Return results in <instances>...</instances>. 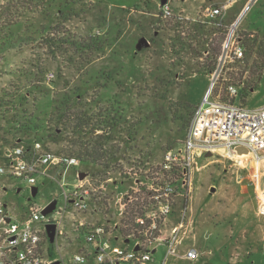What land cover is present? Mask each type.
I'll return each mask as SVG.
<instances>
[{"label": "rangeland", "instance_id": "374dc122", "mask_svg": "<svg viewBox=\"0 0 264 264\" xmlns=\"http://www.w3.org/2000/svg\"><path fill=\"white\" fill-rule=\"evenodd\" d=\"M245 1L231 5L227 22L238 18ZM223 2L172 0L165 17L161 0H0V160L8 149L36 140L79 160L67 170L49 165L37 173L34 197L25 180L0 176V201L17 215L28 204L53 203L50 213H56L64 205L60 182L72 189L87 178L86 188L94 192L103 182L126 190L134 173L150 172L167 150L180 145L209 88L212 66L218 71L213 94L230 99L225 88L233 84L242 103L245 96L250 106L264 103V0L248 6L233 26L244 50L240 59L223 54L229 28H217L205 17L207 7ZM91 38L103 44L101 51L71 42ZM216 47L220 55L214 60ZM64 94L71 110L88 116L85 131L62 124L56 131L57 121L48 122L46 130ZM55 132V138L47 137ZM85 149L103 153L98 162L108 167L96 168L82 154ZM249 156L203 155L193 164L191 199L178 197L168 220L176 223L179 210L188 206L186 219L201 256L210 250L228 257L236 247L234 254L244 258L238 264H264V244L251 243L263 238L264 164L238 160ZM78 172L86 176L79 179ZM186 236L183 248L193 243L190 233ZM216 243L222 248L216 250ZM51 251L58 256L56 246ZM165 252L159 245L154 264ZM168 264L191 263L171 257ZM210 264L219 263L215 258Z\"/></svg>", "mask_w": 264, "mask_h": 264}, {"label": "built area", "instance_id": "2783aa9c", "mask_svg": "<svg viewBox=\"0 0 264 264\" xmlns=\"http://www.w3.org/2000/svg\"><path fill=\"white\" fill-rule=\"evenodd\" d=\"M171 1L160 4L165 17L171 15ZM234 2L226 0L207 7L205 17L217 28H229L223 54L231 53L240 59L244 50L233 29L239 17L225 24L227 10ZM210 78L209 88L195 108L180 145L167 150L160 162L148 168L150 172L134 173L126 190L117 192V185L109 189L103 182L94 192L86 188L90 184L87 178L78 180L72 189L60 182L64 205L56 213H50L51 207L28 204L17 215L0 201V264H154L159 245L166 247L160 264H168L171 257L199 260L201 253L194 243L183 248L187 232L190 238L193 236L186 219L188 206L179 210L176 223L168 220L174 214L178 197L188 195L191 199V173L196 158L212 153L233 159L238 154L235 148L242 146L250 156L239 158L240 162L254 160L264 164V104L245 106L239 86L233 84L225 88L230 99H222L219 93L213 94L218 71L210 72ZM78 164L76 157L57 155L36 140L29 146H15L4 152L0 176L25 180L32 188L37 183L36 174L46 166L67 170ZM259 213L264 215V204ZM48 226H53L52 236ZM53 246L58 256H53Z\"/></svg>", "mask_w": 264, "mask_h": 264}, {"label": "trees", "instance_id": "16d2710c", "mask_svg": "<svg viewBox=\"0 0 264 264\" xmlns=\"http://www.w3.org/2000/svg\"><path fill=\"white\" fill-rule=\"evenodd\" d=\"M73 45L77 46V48L80 49H93L95 51H101L103 49V44H101L99 41H97V38H91L90 40L88 39L87 42L85 40L84 42H80V41H75L72 40L71 41ZM94 47V48H92ZM220 47H216L213 48V54L212 57L214 58V60H216L215 58L220 55ZM214 69V66H212L209 70V72H212ZM65 96L62 98V101H60V107L58 108V106H55V112H53L49 117L48 120L46 122V130L48 131V122L51 121H57L56 123V129L58 128V124H62L64 127V129H70L71 131L76 130V131H85L83 130L85 128V125L87 124V120L86 118L88 117L84 112H74V110H71V104L69 102L70 97L67 94H64ZM74 118V119H73ZM76 121V123L74 125L71 126V123L73 121ZM26 122L31 123V121L26 120ZM58 131V129L56 130ZM48 136L47 137H53L55 138L57 133H47ZM80 152V151H79ZM82 154L90 157L91 159H89V161H91L96 168L98 169H105L108 166L107 165H101L98 162V158L101 157V155H103V153H99L98 151L92 150L91 152H88V150H84L82 151Z\"/></svg>", "mask_w": 264, "mask_h": 264}, {"label": "crops", "instance_id": "0c3cea01", "mask_svg": "<svg viewBox=\"0 0 264 264\" xmlns=\"http://www.w3.org/2000/svg\"><path fill=\"white\" fill-rule=\"evenodd\" d=\"M256 0H246L244 3H243V5L246 7V6H249V8L251 7V5L255 2ZM242 5V6H243ZM232 7V6H231ZM245 7L243 8V10H241V12L239 11L237 14V17H239L243 12H244V9H245ZM248 8V9H249ZM230 9V8H229ZM227 15V14H226ZM227 17V16H226ZM225 17V18H226ZM234 18L235 17H233V20H234ZM232 23V21L231 22H227L226 21V19H225V24L226 25H229V24H231ZM254 91V89H251L250 90V92H253ZM246 98H247V96H245L244 97V105L245 106H247V107H250V108H253V107H258V106H261V105H263L264 103H262V104H259V105H255V106H250V105H248L247 103H246ZM242 98H240V100H241ZM262 166V165H261ZM253 213V212H252ZM255 214L257 215V212H255ZM261 217V216H260ZM260 217H259V220H260ZM259 220H257V221H259ZM256 225H253V229H254V227H255ZM197 230V229H196ZM192 238V242L194 243V238H195V234L191 237ZM224 241V240H223ZM251 241V240H250ZM218 242V241H217ZM255 243V244H252V246H256L257 245V243H262V244H264V228H263V238H261L260 240H258V241H251V243ZM192 243V244H193ZM203 244H206V242L205 243H203ZM207 246V245H206ZM217 248H216V250L218 249L219 250V248H222V243H221V245H219V244H217L216 243V245H215ZM208 249V248H207ZM236 247L232 250V255H230V256H228V257H226L225 255H224V253L223 254H221V256L219 255H217V254H213V252H211L210 250H206V251H204V253L202 254V256H201V258L199 259V260H197V261H195V262H190L191 264H210L211 263V261L212 260H214L215 258H216V261L219 263V264H224V263H228V264H230L231 262H232V264H238L239 262H240V260L241 259H244L243 258V256H241V255H238V254H234V252H236ZM234 254V255H233Z\"/></svg>", "mask_w": 264, "mask_h": 264}, {"label": "water", "instance_id": "95a60500", "mask_svg": "<svg viewBox=\"0 0 264 264\" xmlns=\"http://www.w3.org/2000/svg\"><path fill=\"white\" fill-rule=\"evenodd\" d=\"M166 1H167V0H161V4H164ZM235 150H236V152H237L238 154H243V153H244V154H249L248 150H247L245 147H242V146H238V147H236ZM211 154H212V153H207L206 156H209V155H211ZM250 165L253 166V167H256V163H255V161H254V160H251ZM85 176H86V173H84V172H80L79 175H78L79 179H82V178H84ZM16 191L19 192L20 189L18 188ZM37 191H38L37 187L33 186V187L31 188V196L34 197V196L37 194ZM210 191H211V192H214V191H215V188L212 187ZM51 206H53V203H50V204L48 205V207H46V208H49V207H51ZM48 230L51 231V232H50V236H52L53 226H48ZM54 264H57V263H54Z\"/></svg>", "mask_w": 264, "mask_h": 264}]
</instances>
